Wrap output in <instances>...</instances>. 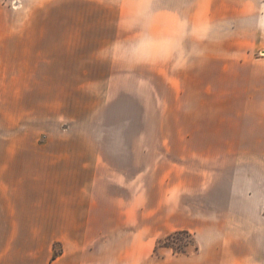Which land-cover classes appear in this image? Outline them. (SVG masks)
Instances as JSON below:
<instances>
[{
	"label": "rangeland",
	"instance_id": "1",
	"mask_svg": "<svg viewBox=\"0 0 264 264\" xmlns=\"http://www.w3.org/2000/svg\"><path fill=\"white\" fill-rule=\"evenodd\" d=\"M259 198L264 0H0L8 264L171 263L199 252L173 230L196 214L211 264H264Z\"/></svg>",
	"mask_w": 264,
	"mask_h": 264
},
{
	"label": "crops",
	"instance_id": "2",
	"mask_svg": "<svg viewBox=\"0 0 264 264\" xmlns=\"http://www.w3.org/2000/svg\"><path fill=\"white\" fill-rule=\"evenodd\" d=\"M88 192V198L86 200V202H88L87 204V208H88V213L90 216V211L93 207L98 208V213L97 216H99V211H100V207H103V205H106V199H102L100 197V195L97 194V198L95 197V194L92 191H86ZM101 198V199H100ZM259 209L256 211L254 210L252 213V216L256 218V216L258 217V222L259 219L262 217L261 216V208L264 207V200H260V198L258 199V205ZM137 209L135 208V211ZM149 211V212H148ZM167 211V209H166ZM141 215H145V222H153V210H141L140 211ZM128 223V222H127ZM127 223L124 225V227L127 225ZM131 224L128 223V225ZM218 228V224L214 222V218L213 217H207L206 215H194V217H192L191 219H189V222L184 223L179 225L177 228L173 229H189L190 231H193L196 239L198 241L199 244V252L193 255H186L184 257L181 258H176L173 259V261L171 263L163 261V263L161 264H199L200 262L202 263L203 261L204 264H211L209 261H211V259L213 258L212 254V246L214 243V237L217 233V229ZM170 233V230L166 231L165 233L161 234V235H165ZM255 238H253V244L256 246V251H253L252 256L256 257L257 259L260 258H264V229L261 230L260 227L257 229V232L254 233ZM125 249V248H124ZM128 250V251H127ZM6 255V251L5 250H1L0 251V264H8V260L5 258ZM121 255L119 258L122 260H142L143 258H146V255H140V256H133L131 255V252L129 251V249H125L124 251L121 252ZM245 258L249 260L250 258V253L247 251ZM144 260V259H143ZM141 262V261H140ZM133 263V264H143L141 263ZM153 263V261H152ZM200 263V264H201ZM33 264H39L36 263V261L34 260ZM51 264H55V262L51 263ZM129 264V263H128ZM131 264V263H130Z\"/></svg>",
	"mask_w": 264,
	"mask_h": 264
}]
</instances>
